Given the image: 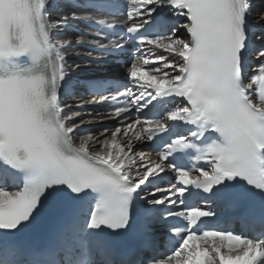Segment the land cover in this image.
<instances>
[{"label":"snow or ice","instance_id":"obj_1","mask_svg":"<svg viewBox=\"0 0 264 264\" xmlns=\"http://www.w3.org/2000/svg\"><path fill=\"white\" fill-rule=\"evenodd\" d=\"M45 6L46 0H0V61L31 54L46 69L0 72V162L23 178L22 186L13 185L15 191H8L6 182L0 184V253L30 255L10 238L38 222L45 210H69L61 222L60 247H71L78 239L95 256L65 261L53 246L45 250L46 259H10L5 264H264V238L202 231L203 218L215 213L185 202L186 193L195 188L209 194L205 200L239 203L232 187L240 180L264 196V18L250 21V0H124L123 28L137 36L139 50L127 67L129 83L116 94L110 91L86 103L112 104L114 115L125 124L105 138L89 132L78 145L74 140L83 118L58 102L62 82L75 70L61 50L65 41L53 31L79 17L73 12L50 23ZM158 8L186 23L150 38L141 29ZM99 23L114 27L112 22ZM181 26L189 38L176 35ZM126 41L115 42L114 48L98 47L110 54L122 50ZM157 50L162 51L153 55ZM145 53L155 63L144 59ZM252 60L258 61L261 73L255 78L247 72ZM165 97L176 99L173 109L158 118L141 115ZM170 121L193 125L189 135L196 138L218 134L200 157L208 170L197 167L193 175V170L168 162L189 144L185 136L167 143L156 160L145 163L144 156L134 152L137 144L165 133ZM169 170L175 173L174 182L152 187ZM88 199L91 207L81 212ZM162 217L183 218V227L171 229L179 243L163 256H149L155 220ZM105 228L132 232L126 253H116L98 238L96 230Z\"/></svg>","mask_w":264,"mask_h":264},{"label":"bare ground","instance_id":"obj_2","mask_svg":"<svg viewBox=\"0 0 264 264\" xmlns=\"http://www.w3.org/2000/svg\"><path fill=\"white\" fill-rule=\"evenodd\" d=\"M69 0H46V6H45V11L49 12L48 14L52 16V19L49 21L51 22H56L57 20H60L62 18V16H73V12H75V16L79 15V12L76 11L73 7H70L67 2ZM64 2V3H63ZM263 4L261 1L256 0L252 5V15H250V17L253 19V21L255 22V20L257 19H261L264 18V16L261 14L263 12ZM262 9V10H261ZM263 16V17H262ZM59 18V19H58ZM182 29V28H181ZM58 31H65V29L63 28V26L59 27L58 29H56ZM179 31L176 32V35L178 36ZM69 37V36H67ZM158 55V54H157ZM78 124L80 123V121H77ZM94 123H98L97 121L93 120L92 118L90 119H83V125L86 124H94ZM115 131V130H114ZM106 133L110 134L109 130H105L102 131L100 133H95V136L101 137V138H105ZM83 137H76V143L77 145L79 144L80 140ZM120 137H118L119 139ZM99 147V146H97ZM140 144H137L134 148V152L139 154V155H143L144 156V162L147 161L149 158L152 159L151 156L143 153L140 151ZM95 150V149H93ZM139 166V162L138 165Z\"/></svg>","mask_w":264,"mask_h":264},{"label":"rangeland","instance_id":"obj_3","mask_svg":"<svg viewBox=\"0 0 264 264\" xmlns=\"http://www.w3.org/2000/svg\"><path fill=\"white\" fill-rule=\"evenodd\" d=\"M263 7H264V5H263ZM261 10H262V9H261ZM261 14L264 16V8H263V12H262ZM263 16H262V17H263ZM110 133H111V132H110Z\"/></svg>","mask_w":264,"mask_h":264}]
</instances>
